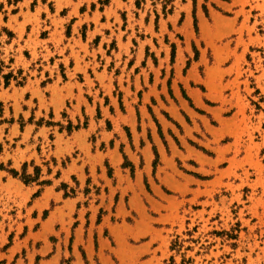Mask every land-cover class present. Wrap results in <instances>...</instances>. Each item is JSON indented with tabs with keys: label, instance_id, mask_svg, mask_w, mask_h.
I'll return each instance as SVG.
<instances>
[{
	"label": "rangeland",
	"instance_id": "obj_1",
	"mask_svg": "<svg viewBox=\"0 0 264 264\" xmlns=\"http://www.w3.org/2000/svg\"><path fill=\"white\" fill-rule=\"evenodd\" d=\"M34 159L82 180L39 218ZM0 220V264H264V0H0Z\"/></svg>",
	"mask_w": 264,
	"mask_h": 264
},
{
	"label": "crops",
	"instance_id": "obj_2",
	"mask_svg": "<svg viewBox=\"0 0 264 264\" xmlns=\"http://www.w3.org/2000/svg\"><path fill=\"white\" fill-rule=\"evenodd\" d=\"M89 9V5L87 4V10ZM47 109L50 110V107L47 106ZM54 113H55V109ZM42 115H44L46 112L41 110L40 111ZM55 118H57L58 116H54ZM57 120V119H54ZM44 126V125H43ZM38 129L40 130V132L42 131V126L38 127ZM49 131V130H47ZM37 132V130L34 131V133ZM47 133V132H46ZM63 133V132H62ZM61 133V134H62ZM33 160V159H32ZM29 161L24 162L23 164V168H22V174L20 175V178L23 180V172L25 173V175L28 178V182H24L22 183L24 185V191L25 193L27 192V196H28V200L32 199V206L33 211H36L37 218L40 217V214L44 211V209H46L47 206H49L52 202V200H54L56 202V197L59 199H67L69 197H64V191L58 188V184H60L61 182L68 184L67 189L65 190L66 192L72 189L71 183H72V177H76L78 180H80V183L78 185V188H80V186L82 185V180L80 178V176L77 173H73L70 172L68 174V176L64 177V174L62 173V170L67 169V167L63 168V169H59L57 175L54 178L53 183L51 184V181H44L43 179L46 178V174H48L47 176L49 177V175L51 176L53 174V170H50V167H52V162H49L48 159H43L40 163H37L36 160L34 159V165H40L39 167H28ZM59 167V161L56 160V162L53 164V169L54 168H58ZM17 172V171H16ZM15 176V175H14ZM19 176V172L18 175ZM11 179L14 181L16 180V178L11 177ZM55 181H58V183H55ZM8 182V179H7ZM78 188H76V190H78ZM47 189H52V192H50V195L47 197L46 194L48 192ZM72 191H74L72 189ZM77 193V192H75ZM66 195V194H65ZM67 196V195H66ZM35 205H43V207L40 209L38 207H35ZM61 204L57 205L61 206ZM4 223L5 224V220H0V224ZM41 223H44V221H41ZM6 225V224H5Z\"/></svg>",
	"mask_w": 264,
	"mask_h": 264
},
{
	"label": "trees",
	"instance_id": "obj_3",
	"mask_svg": "<svg viewBox=\"0 0 264 264\" xmlns=\"http://www.w3.org/2000/svg\"><path fill=\"white\" fill-rule=\"evenodd\" d=\"M15 176H17L18 175V172H16V171H14V170H12L11 171ZM23 180L25 181V182H28V178H27V176L25 175V173L23 172Z\"/></svg>",
	"mask_w": 264,
	"mask_h": 264
}]
</instances>
